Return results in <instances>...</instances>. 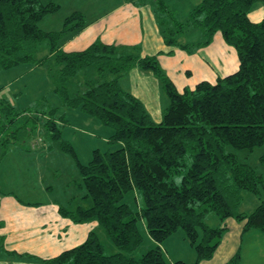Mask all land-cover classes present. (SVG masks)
<instances>
[{
  "label": "trees",
  "instance_id": "1",
  "mask_svg": "<svg viewBox=\"0 0 264 264\" xmlns=\"http://www.w3.org/2000/svg\"><path fill=\"white\" fill-rule=\"evenodd\" d=\"M261 2L202 0L181 21L158 0L164 14L160 32L169 54L176 47L208 46L220 33L239 56L240 66L232 74L181 91L161 65V52L143 55L139 45L103 40L66 51L63 44L90 25L81 10L66 16L62 29L48 31L40 22L60 10L56 0H0L1 67H46L52 91L61 98L57 107L28 108L27 115L12 101L3 100L0 132L25 117V125L36 130L43 124L52 139H61L63 149L77 156L61 130L71 124L67 110L79 109L112 130L107 150L95 148L87 163L78 159L79 188L91 205H78L65 214L80 223L97 219L118 250L107 254L100 234L91 230L83 243L56 256L24 255L44 264H188L183 259L169 260L161 245L183 228L199 254L194 264H199L216 253L228 230L223 223L230 216L245 220L246 232L264 231V201L250 214L236 211L244 192L264 195V174L239 154L264 146V19L253 21L249 16ZM193 32L200 34L198 43L180 42L181 36ZM43 49L48 51L40 55ZM133 67L153 72L166 91L169 103L160 122L123 86L122 79ZM58 119L63 121L61 127ZM260 158L263 164L264 155ZM181 173L178 184L175 177ZM133 189L144 197L140 210L124 201ZM211 212L220 217V225L208 224ZM139 219L159 244L137 256L134 253L144 241ZM6 252L16 254L5 247L0 234V254ZM241 260L238 251L225 264Z\"/></svg>",
  "mask_w": 264,
  "mask_h": 264
},
{
  "label": "rangeland",
  "instance_id": "2",
  "mask_svg": "<svg viewBox=\"0 0 264 264\" xmlns=\"http://www.w3.org/2000/svg\"><path fill=\"white\" fill-rule=\"evenodd\" d=\"M56 1L62 5L61 10L59 11V13H62V15L71 14V12L78 9H84V2V7H88L89 3L92 2L94 4L95 2L97 4L95 10H101L100 12L96 11V13L93 14L92 17L101 16L102 13L108 12L113 9L115 5L124 2V0ZM149 1L152 9L156 14L158 23L161 24V18L164 14L162 12V9H160L158 0ZM163 1L167 5L168 9H170V11L172 10L175 18L177 20L183 21L192 11L195 5H197L202 0ZM260 6L264 8V4H261ZM148 11L150 10L148 9ZM50 17V19L47 18L42 23V29H61L62 20L57 16L53 18L52 16ZM86 18L89 19V16L86 15ZM179 40L181 43L190 42L192 44H196V42L198 43V41L200 40V36L198 35V32H193L191 34H185L184 36H181ZM217 43L218 42L216 41V39H214V45H217ZM202 47L204 46L198 45L196 49H190L191 51L187 48L180 49L183 51H187L191 55H195ZM44 52H46L45 49H43V51L41 50L40 55L44 54ZM36 69L37 71H34L33 77L26 79H22V74H20V71L17 69V71H15V78H13L12 76V78L8 82L9 86L3 87L2 91L6 92V94H8L9 97H11L14 101L19 102L18 98H20L21 94L19 96H17L18 94H15L17 86L14 85V82L12 80L15 79L19 85H25L26 88H29L25 93L29 94V103H27V105L30 107L28 108H44L45 106V108L47 109L48 106L57 107L61 104V98L59 95H56L52 91V86H49L50 77L49 74L46 73V67ZM134 70L136 69L131 68V73H127V76H125L122 81L125 88L130 87L128 88L130 91L138 92L140 87L146 85V80H143L142 77H139L138 79L134 77V75H132V72H134ZM6 73L7 72H4V75H6L5 77H8V74ZM2 76L3 74L0 73V78ZM154 80H156V83L158 82V79L155 78ZM39 95H42V97L39 98ZM159 95L160 97L157 101V106L156 103L154 104V106L149 103L150 105L148 107L150 115H153L156 120H161V118L163 119V110L169 103L166 91H164L163 93L159 92L155 95V97H158ZM35 100L38 102L34 105ZM18 107L19 106H17L16 109H18ZM19 110H24L22 114L26 113L27 115L28 113L27 109ZM63 110L64 108L61 107V111ZM67 118L70 120L71 124H69L67 127H62L61 130H63V139L73 144L77 156H73L72 154L65 151L62 147V140L52 139L46 133L44 125L40 124L35 130V134L32 132V134L30 133V136H28L29 134L27 135L30 138L34 136L35 140L33 138L28 143L25 139L24 141L21 140L17 143L19 145H24V142L28 144L29 149L26 152L28 157L24 162L14 159L10 162V164H8V171L6 172V174H4L3 178L6 182V185L4 184V188L7 190L11 189L12 192L16 191V193H18L20 197H23L22 191H24L32 200H44L46 196H49V198H51V196L54 197V202H52L51 204H46L44 207H46L48 210L52 209L50 212L55 213V215H57V219H52L51 223H47V227L52 228L53 226L54 229L55 226L56 228H58L60 227V225L63 226L67 223L71 224V227H67V229L62 230V232L59 231L61 233H59L58 231L56 233V235H58V241L56 240V242H61V246H64V244L68 242H73L76 237L80 240L82 231L85 227L87 230V235L91 230L96 231L98 234H100L101 240L106 248V253L111 254L113 252H116L118 249L116 245H114L109 239L107 234H105V231L102 229L101 224L97 219H90L84 223L74 222L73 219L65 213L67 210H74L78 205H91L92 201L90 199L85 200V198H83L85 192L81 188H79V182L81 178L79 176V169L77 165L78 159L82 163H87L92 159L94 153L93 151L95 150V148L107 150V137L110 133H112V130L108 127L105 128L98 119L88 116L87 114L81 112L79 109L70 108V110H67ZM57 121L59 122V126L61 127L63 125V121L60 119H58ZM28 125L29 124H26L27 128ZM29 127L31 126L29 125ZM41 146H44L45 149H43L44 147L42 148ZM239 154L241 156V159L249 160L251 163L253 162L254 164H257V169L264 174V163H259L261 159L260 157L264 155V146L259 147L253 153H249L248 151H241ZM22 166L24 168H22ZM19 167L23 169V172L14 171ZM9 168H12V170ZM175 180H177V183L179 184L182 180V173L178 174V176L175 177ZM21 187L23 189H20ZM50 187L51 189H53L52 192H48L50 190ZM243 194L244 200L236 209V211L250 214V212H253L260 205V203L264 201V195H261L260 197L251 192H244ZM124 198V201L130 205L131 209L140 210V207L144 206V197L138 189H133L132 191L128 192L124 196ZM56 205L58 206L59 210L55 208ZM206 218L208 224L212 227H216L222 222L220 220V217H218L213 212L209 213ZM138 221V226L140 228V231L142 232L144 241L143 245L134 253L137 256L144 253L145 249L148 246H151L152 248L159 244L153 239L150 232H148L147 226L144 221H142V219H139ZM223 224H227L229 227L222 237V242L217 247L215 251L216 253L213 257L202 260L199 264H215L219 255H221L223 252H228V250L231 249L232 246L236 248V254L238 253V251L241 252L244 264H264V231L262 232L259 229H251L250 231L246 232L245 229H243L245 220L238 219L234 216H230L229 218H227V220ZM259 236H261V238ZM161 245L163 251L165 252V255L168 256L169 260L171 258L175 260L184 259L188 264H194L198 259L199 254L197 253L196 247L191 244V242L187 238L186 231L183 228L178 229L176 232L171 234L168 239L161 243ZM243 255H245V257Z\"/></svg>",
  "mask_w": 264,
  "mask_h": 264
},
{
  "label": "crops",
  "instance_id": "3",
  "mask_svg": "<svg viewBox=\"0 0 264 264\" xmlns=\"http://www.w3.org/2000/svg\"><path fill=\"white\" fill-rule=\"evenodd\" d=\"M84 3V9L78 10H81L89 16L88 21L90 25L63 44V48L66 51H79L86 49L94 41L103 40L108 44H118L124 46L139 45L142 48L143 55L161 52L159 54L160 63L165 68L168 76L176 83L179 90H184L187 86L194 88L198 82L203 80H210L213 82L217 81V79L221 76L232 74V72H235L240 66L239 56L235 47L232 45L230 46L223 39L220 33L214 37V39L218 42L217 45H214L213 39L211 44L200 48L195 55H191L187 51H183L178 47L174 48L172 54H169L170 47H168L164 42V37L162 32H160V25L149 0H124V2L115 5L113 9L102 13V15L98 17H92L96 11L100 12L101 10H95L97 4L95 2L94 4L91 2L88 7H84ZM261 4H257V7L254 8L249 15L253 21H261L264 19V8L260 6ZM148 9L150 11H148ZM59 11L50 16H52V18L55 16L59 17L62 20L61 23L63 27L66 16L70 14L62 15ZM50 16L43 18L40 22V26L47 18L50 19ZM47 30L55 31L59 29L51 30L47 28ZM198 35L200 36V34ZM45 51L47 52L48 49H45ZM17 69L20 71V74H22V79L32 78L34 71H37L36 68H32L27 65L16 66L10 68L9 70L3 69L0 65V73L3 74L0 78V113L3 100L12 101L16 107L19 106L18 109H28V107H30L27 105V103H29V94H25L29 88H26L25 85H19L15 79H12L14 85L17 86L15 94H18L17 96L21 94L20 98H18L19 102L14 101L8 94H6V92L2 91L3 87L9 86L8 82L12 76L15 78V71H17ZM133 69L136 70L132 72V75H134L137 79L142 77L143 80H146V85L140 87L138 92H131H133L143 101V103H145L149 112V103L153 106L156 103L157 106V101L160 95L158 97H155V95L159 92H164L161 81L154 75L153 72H144L137 67H133ZM130 71L128 73H131ZM4 72H7L6 74H8V77H5L6 75H4ZM155 78L158 79L157 83L156 80H154ZM50 85L53 89L51 82L49 86ZM128 88L125 89L129 90ZM39 96V98L42 97V95ZM37 102L38 101L35 100L34 105ZM161 120L155 119L157 122H160ZM26 121L25 117H18L15 122L6 127V130L4 129L0 132L3 137L9 133L12 134L8 141L5 142L2 140L0 143V155L3 156L0 163V234L5 238V247L11 252L16 253L10 254L6 252L0 254V264H44L34 258H29L24 254L31 253L40 257H53L62 253L66 249L74 248L78 244L83 243L88 236L86 234L87 230L84 227L80 240L76 237L73 242H68L64 244V246H61L60 238V243L56 242V240L58 241V235H56V233L57 231L62 232V230L67 229L69 226L71 227V224L67 223L63 226L60 225L58 228L55 226L54 229L53 226L52 228L47 227V223H51L52 219H57V215L50 212L52 209L48 210L44 207L46 204L54 202V197L51 196V198H49V196H46L44 200H32L24 191H22L23 197H20L16 191L12 192L11 189L7 190L4 188V184L6 185V182L3 178L4 174L8 171V164H10V162L14 159L24 162L28 157L26 154L29 149L28 144H26V142H24V145H19L17 143L21 140L24 141L25 139L28 143L33 138L35 140L34 136L31 138L28 137L30 136V133L32 134L33 132L35 134L36 132L33 130L32 126L29 127L28 125L27 128L25 125ZM41 147L43 148L44 146ZM43 149H45V147ZM22 168L24 167L22 166ZM22 168L19 167L14 171L23 172ZM9 169L12 170V168ZM20 189L23 188L21 187ZM52 190L53 189L50 187L48 192H52ZM55 208L59 210L57 205ZM259 237L261 238V236ZM149 248H151V246H148L144 252H146ZM235 252L236 248L232 246L228 252H223L219 255L215 264L227 263L229 259L236 254ZM243 256L245 257V255ZM170 260L175 261L173 258ZM241 264H244L243 258Z\"/></svg>",
  "mask_w": 264,
  "mask_h": 264
},
{
  "label": "built area",
  "instance_id": "4",
  "mask_svg": "<svg viewBox=\"0 0 264 264\" xmlns=\"http://www.w3.org/2000/svg\"><path fill=\"white\" fill-rule=\"evenodd\" d=\"M2 137H3V135H2V133H0V142H1Z\"/></svg>",
  "mask_w": 264,
  "mask_h": 264
}]
</instances>
